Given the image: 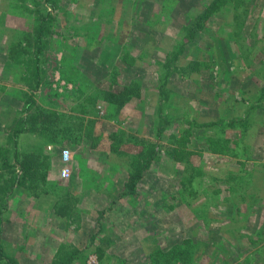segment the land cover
Wrapping results in <instances>:
<instances>
[{
  "label": "rangeland",
  "instance_id": "374dc122",
  "mask_svg": "<svg viewBox=\"0 0 264 264\" xmlns=\"http://www.w3.org/2000/svg\"><path fill=\"white\" fill-rule=\"evenodd\" d=\"M54 2L0 0V264H264V0Z\"/></svg>",
  "mask_w": 264,
  "mask_h": 264
},
{
  "label": "trees",
  "instance_id": "16d2710c",
  "mask_svg": "<svg viewBox=\"0 0 264 264\" xmlns=\"http://www.w3.org/2000/svg\"><path fill=\"white\" fill-rule=\"evenodd\" d=\"M46 1L51 6L55 7L54 6L55 5L54 0H46ZM212 5L213 6H216V3L214 2ZM47 32H48V27L47 26H45V27L42 26L40 29L36 30L33 35L35 36V38L39 39L41 36H43ZM30 37H31V34H28L27 36H25L24 41L27 42L26 45H29L30 44V41L32 40ZM23 50H24V47L20 43V44L15 45L12 48V51L11 52L17 53V52H22ZM29 106L30 105H28L27 112L30 110V107ZM24 130H26V128H22V129L17 130L15 132V135L16 136L20 135V133L25 132ZM3 154H4V152H3V150L0 147V159L3 158L5 164H10L8 157L4 156ZM139 178H140V175H137V176L134 177L135 180L136 179H139ZM68 213H69V209H68L67 206L61 207L58 210V215L61 216V217L67 216ZM0 236H1V231H0ZM62 251L65 252V253H63L64 256H63L62 259H60L58 261L59 263H57V264H72L77 259L78 254H79V252L78 251H75V250L72 251V252H67V251H64L63 249H61V252ZM6 258H7V254H6L5 246H4V243L2 242V240L0 238V260L3 261V260H6Z\"/></svg>",
  "mask_w": 264,
  "mask_h": 264
},
{
  "label": "crops",
  "instance_id": "0c3cea01",
  "mask_svg": "<svg viewBox=\"0 0 264 264\" xmlns=\"http://www.w3.org/2000/svg\"><path fill=\"white\" fill-rule=\"evenodd\" d=\"M34 134L35 133H30V134H22L23 136L25 135V136H27V135H32L33 137H31V140L30 141H33V140H35L37 137L36 136H34ZM263 141H264V139H263ZM34 144V143H33ZM59 210V209H58ZM58 210L56 211L57 213H58ZM100 211V216H101V211L102 210H99ZM58 216V215H57ZM59 217H61V216H59ZM65 217H67V216H64V217H61V218H65ZM102 217H100V219H101ZM101 220H103V219H101ZM57 249L55 250V252L53 253V256L52 257H54L55 255H56V253H57ZM76 251V250H75ZM77 251L79 252V254H78V257H77V259L80 257V254H81V251L77 248ZM104 252V251H103ZM102 254V253H101ZM76 261V260H75ZM75 261L72 263V264H75ZM118 264V263H117Z\"/></svg>",
  "mask_w": 264,
  "mask_h": 264
},
{
  "label": "built area",
  "instance_id": "2783aa9c",
  "mask_svg": "<svg viewBox=\"0 0 264 264\" xmlns=\"http://www.w3.org/2000/svg\"><path fill=\"white\" fill-rule=\"evenodd\" d=\"M63 158H64L65 161H68V160H69V152H68V151L65 152V153L63 154ZM69 174H70V173H69V170H66V171H65V175L68 176ZM69 176H70V175H69ZM69 176H68V177H69Z\"/></svg>",
  "mask_w": 264,
  "mask_h": 264
}]
</instances>
